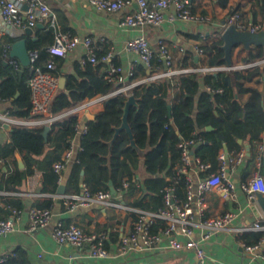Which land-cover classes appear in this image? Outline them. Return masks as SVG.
Returning <instances> with one entry per match:
<instances>
[{
    "label": "trees",
    "instance_id": "16d2710c",
    "mask_svg": "<svg viewBox=\"0 0 264 264\" xmlns=\"http://www.w3.org/2000/svg\"><path fill=\"white\" fill-rule=\"evenodd\" d=\"M218 4L224 7L227 0H218ZM190 9V6H189ZM264 12V0L261 3ZM192 11V9H191ZM64 31V29H62ZM21 37L5 39V43H13ZM54 41V29L38 30V40L28 41L29 49L39 51L38 59L32 66L22 68V76L9 65H4L0 60V99L10 102L12 107L10 113L18 117H28L31 112V89L27 82L36 69L46 71V63L50 59L46 47ZM222 40L219 39L210 44L201 46L204 54V65L208 67L225 64L223 61ZM0 45V50H1ZM261 47H252L244 62L262 57ZM154 59L149 68L150 72L162 69L161 61ZM183 58V66L186 63ZM103 63L95 65H78L74 74L66 75L65 86L57 90L50 105L49 112L60 113L75 105L81 100L92 97L99 93H105L112 89V85L104 78L102 70ZM53 76L58 75L51 72ZM145 69L137 67L135 76H144ZM264 78V67L261 73ZM242 77L238 73H227L225 71L212 72L201 75L198 73H187L177 78H165L156 82H148L137 86L132 94L138 99V107L131 106L128 111L127 121L131 128L136 145L148 148L144 155L143 192L151 197L150 204H143L142 200H136L134 206L147 212H155L162 206L163 188L173 180L175 166L180 162V150L177 144L180 140L200 138V143L193 149L195 157L202 163L210 164V171H215L218 165L216 156L219 149L226 147L229 151H237L242 145L237 139L250 144L247 163L254 162L256 157V144L259 142L260 134L264 132V92L255 84H241ZM220 88V93H211L201 86ZM264 86V81H263ZM176 89L175 101H171L172 90ZM18 92V95L16 93ZM244 95L246 98L243 99ZM126 96L119 95L108 99L103 104V109L98 112L92 121H87V133L81 139V151L77 153V160L73 164L67 188L79 189L80 172L83 170L87 177L83 183L91 190L108 189L111 181L113 188L121 186L124 180H131L137 174L139 157L137 153L128 146L129 139L125 131H120L113 142L110 163L107 164L108 145L114 134V127L121 123L123 106ZM17 108L15 111L14 108ZM75 118H69L51 127L52 135L47 136L45 142L41 133L43 129L12 128L9 142L0 143V172L1 160L11 157L14 160V152L25 154L36 158L43 155L46 145L53 141L54 151H59L45 171L44 183L51 184L48 191L54 194L57 190V175L53 172L51 165L60 159L61 151L68 145L73 135V123ZM210 130H206L207 127ZM51 136V137H50ZM262 170V166H261ZM32 169L26 167L12 172L0 181V190L10 192L17 191L31 175ZM168 178V180H167ZM134 183L130 182L128 190H134ZM175 195L180 200L184 199L183 181L175 185ZM0 202L9 204L6 197L1 196ZM11 208L19 209V205H9ZM41 208H48L45 205ZM4 212V219L9 210ZM137 219V216L134 218ZM158 223L155 224L156 227ZM253 242L258 243L264 238V231L252 233ZM106 247V246H105ZM0 264H28L24 254L20 250L5 255V260Z\"/></svg>",
    "mask_w": 264,
    "mask_h": 264
},
{
    "label": "built area",
    "instance_id": "2783aa9c",
    "mask_svg": "<svg viewBox=\"0 0 264 264\" xmlns=\"http://www.w3.org/2000/svg\"><path fill=\"white\" fill-rule=\"evenodd\" d=\"M89 8L104 12H123L133 5L135 8L120 17L119 26L122 28H131L136 31V35L125 42V48L136 55V62L145 68H150L154 58V52L150 48L145 35L146 26H160L164 21L174 22L175 20L197 21L199 16L192 13L188 8L187 0H85ZM24 8V9H23ZM235 22L239 29L249 28L251 31H259L263 24H254L243 19L240 11L234 10L229 20ZM0 43L5 35L13 34V30H24L25 28H35L38 23H46L47 27L54 29V41L46 47V52L50 59L46 63V71L36 69L27 84L31 89V112L28 117H18L10 113L9 110L0 112V126L9 124L12 128L43 129L44 127H53L69 118H75L73 123V135L68 141V145L63 150L59 160L52 163L51 168L57 175V181L60 182L62 172L72 161L73 157L81 151V139L87 133V118L85 113L94 114L98 108L108 99L132 93V90L141 84L156 82L161 79L180 76L187 73L210 74L217 71L227 73H238L242 77H254L258 82L263 83L262 69L264 67V55L259 58L244 62H233L230 66L223 64L220 66L208 67L205 65L186 66L174 68L172 66L173 58L167 47L159 43L158 60L164 66L142 79L134 78V67H130L126 74L121 66L112 63L113 53L106 52L98 55L101 51V44L105 42L104 38L95 42L92 37L72 35L69 32H63L56 28L55 18L48 5L42 0H0ZM205 40L204 36H201ZM12 44V43H11ZM10 43L2 45L0 50V60L7 62L11 68L18 72L21 70L19 61L9 57ZM81 45L84 50V56L80 59V64L95 65L107 62L108 67L105 73V80L114 84L113 89L105 93H99L92 97H87L75 105L57 114L49 112V105L56 93L57 80L51 75L50 71L55 68L54 57L65 58L69 52ZM197 55L205 58L201 46L196 45ZM28 57L31 66L39 57L37 49H29ZM131 79L129 83H124L125 79ZM211 93H220L222 89L206 87ZM200 138L180 140L177 147L180 150V162L175 166L173 180L163 188L162 206L155 212H138L137 219L132 222L131 228L123 232L117 247L119 254H125L130 251H144L152 249L161 242H166L170 249H192L195 255L196 264H205L206 255L201 247V243L210 239L219 232L227 230L231 223L236 219L238 213L235 211H226L217 215H207L205 193L210 190H217L225 200H233L236 190L245 192L250 202H256V194H264V177L261 173V166L264 157V144H257L255 162L257 170L252 176L238 187L229 179V169L236 168L242 164L246 158V151L239 149L233 152H227L220 149L216 159L218 167L207 176L200 179L194 188L189 175V166L196 162L200 171L210 169L209 163H202L198 158L192 155V149L199 143ZM259 143V142H258ZM131 180H124L118 192H122L129 187ZM183 181L185 196L180 200L175 195V185ZM0 193V197H1ZM66 210L74 211L78 208H84L93 203L107 204L113 194L110 189L91 190L86 184H81L78 192L69 195H60ZM116 208L124 209L120 203H113ZM20 210L12 209V215L9 218L0 220V237L5 236L16 230L14 217L18 216ZM49 208L30 207L28 209V224L26 231L33 232L38 228L46 226L51 219ZM158 223L155 226V224ZM196 229L200 230V237L196 238ZM252 229H264V216L258 219L252 226ZM52 239L58 245L69 244L75 247H87L88 255L93 258H106L109 252L105 247V234H87L74 223L64 224L57 222L51 232ZM182 237L184 241L178 238ZM261 241L246 246L242 244L248 252H253L259 248ZM264 258V255H263ZM5 260V256H0V263Z\"/></svg>",
    "mask_w": 264,
    "mask_h": 264
},
{
    "label": "crops",
    "instance_id": "0c3cea01",
    "mask_svg": "<svg viewBox=\"0 0 264 264\" xmlns=\"http://www.w3.org/2000/svg\"><path fill=\"white\" fill-rule=\"evenodd\" d=\"M46 3L55 18L56 28L69 32L72 35L89 36L95 42L99 43L100 38H104L105 42L101 44V51L98 55L106 52L113 53L112 63L121 66L126 74L127 70L134 67V78L142 79L150 75L149 68H145L136 62V55L125 48V42L136 35V31L131 28H122L119 26L120 17L128 12H131L135 6L125 9L123 12H104L96 11L89 8L85 0H42ZM151 2L153 0H147ZM263 0H227V4L221 7L218 0H192L188 3L190 11L200 17L197 21L175 20L174 22L164 21L160 26H146L144 29L145 38L154 52V59L158 60L159 43H163L170 54L172 55L174 68L183 67V58H186V66L204 65L205 58L197 55L195 46H204L221 39V33L226 25L229 24L230 17L234 10L242 13L243 19L254 24L262 23L264 21V12L261 10V3ZM188 2V1H187ZM24 9V8H23ZM1 23V22H0ZM42 27L33 28L31 37L38 40V30L46 29V23H39ZM201 36L205 37L202 40ZM21 37L25 38L22 30L14 29L13 34L5 35L1 38V47L5 44L4 40L8 38ZM85 50L79 45L74 50L69 52L65 58L54 57L53 61L55 68L50 71L58 73L57 90H62L65 86L66 75L74 74L75 68L80 65V59L84 56ZM246 56V51L241 46H236L232 50L231 58L233 62H241ZM198 59L196 60V58ZM156 60V61H157ZM160 61V60H159ZM4 62V61H3ZM7 63V62H6ZM102 70L104 76L108 67L107 62H102ZM162 64V62H161ZM8 65V64H6ZM142 66L145 69L144 76H135L137 67ZM11 67V66H10ZM164 67V66H163ZM23 67H21L22 70ZM161 70V69H160ZM51 75H53L51 73ZM203 75V74H202ZM173 76L172 78H177ZM242 77V76H241ZM131 79H125L124 83H129ZM163 80V79H161ZM254 77H242L243 84H255ZM160 81V80H159ZM242 83L239 82V85ZM259 90L264 92L263 83L258 82ZM112 89L117 86V83L111 84ZM204 85L200 90L205 89ZM56 94V93H55ZM132 94V93H131ZM176 89L172 90L171 101H175ZM125 96V95H124ZM127 98V97H126ZM246 98L244 95L243 99ZM264 104V102H263ZM12 107L9 101L0 99V112L9 110ZM103 109V105L98 108L96 114ZM89 121V120H87ZM53 132V131H52ZM51 128L48 135H52ZM51 137V136H50ZM10 131L5 130L0 126V143L9 142ZM239 139H237L238 142ZM241 140V139H240ZM47 142V138L46 141ZM53 141L46 145L45 152L36 158H31L25 154H19L23 168L27 166L32 169L31 175L26 177L25 181L17 191L6 192L0 190L1 196L6 197L9 204L1 203V210L8 209L9 214L6 218L11 217L12 209L9 205H19L20 213L14 217L16 230L0 237V256H5L13 251L20 250L28 264H196L194 251L192 249H170L166 242H161L158 246L144 251H130L125 254H119L117 247L120 237L123 232L129 231L135 216L138 212H147L133 204L136 200L141 199L143 204H150L151 197L143 192L142 178L145 175L144 169L137 170L134 178V190L128 188L122 192H118L117 188H110L108 182V189L111 190L113 198L107 203H93L84 208H78L74 211L66 210L63 205L60 195H69L78 192L83 184L86 173L81 170L79 189L76 191L72 187L67 188V182L76 161H72L62 172L61 181L59 185L64 186V193L59 194L56 190L54 194L43 191L51 189V184L44 183V174L48 170L49 164L55 158L59 151H54ZM200 143V142H199ZM197 143L194 148L199 144ZM264 144V132L260 134L259 143ZM241 149L246 151L248 155L250 144L241 142ZM193 148V149H194ZM226 147L221 149L225 150ZM65 149V148H64ZM63 149V150H64ZM194 158H197L193 154ZM220 150V149H219ZM227 152L229 151L226 148ZM17 152V151H15ZM14 152V153H15ZM63 151H61L62 154ZM218 153V152H217ZM61 156V155H60ZM76 155L73 157L75 160ZM199 159V158H198ZM14 160L18 169L15 156ZM15 163L11 157L1 160L0 181L8 176L15 167ZM177 166V165H176ZM218 167V165H217ZM217 169V168H216ZM257 170L256 162L247 163V158L242 164L236 168L229 169L228 176L237 187L241 182L247 181L252 174ZM210 169L203 172L200 171L196 162L189 166V175L192 180L194 188L198 181L210 173ZM168 180V178H167ZM171 182V181H170ZM169 182V183H170ZM58 189V187H57ZM185 196V190H184ZM207 215H217L226 211H235L238 213L236 219L231 223L230 227L218 234L212 236L210 239L203 241L201 247L203 248L206 261L205 264H264V238L260 241L259 248L253 252H248L242 246H252L256 244L253 242L252 229L253 224L261 219L264 215L261 212L256 202H250L245 192L240 189L236 190L235 198L233 200H225L221 193L217 190H210L205 193ZM113 203H120L124 209L116 208ZM48 205L51 211V219L46 226L38 228L33 232H27L28 224V209L32 206L43 207ZM4 217V212L0 211V218ZM4 218V219H6ZM2 220V219H0ZM64 224L74 223L79 226L87 234H105V246L109 252L106 258H93L88 255L87 247H75L69 244L58 245L51 237L52 229L57 222ZM260 231H264L260 230ZM196 238L200 237V230L196 229ZM184 241L182 237L178 238Z\"/></svg>",
    "mask_w": 264,
    "mask_h": 264
},
{
    "label": "water",
    "instance_id": "95a60500",
    "mask_svg": "<svg viewBox=\"0 0 264 264\" xmlns=\"http://www.w3.org/2000/svg\"><path fill=\"white\" fill-rule=\"evenodd\" d=\"M187 1L190 4L192 0H187ZM37 27H42V25L38 23ZM32 32H33L32 28H25L23 30V33L26 37L14 41L11 44V47L9 50V57L17 59L21 65V67H23V68L31 66V62H30V59L28 57V50H29L28 41H31V42L36 41V38L31 37ZM221 40H222L221 49L223 50V53H224L223 61L228 66H230L232 64L231 54H232L233 48L236 46H241L242 49L245 50L246 52H248L252 47H261L263 50V54H264V24L259 31L254 32V31H251L249 28L239 29L236 27L235 22H231L230 24L226 25L223 32L221 33ZM197 59H198V57L196 58V60ZM3 63H4V65L7 64L5 61ZM22 73H23L22 70H19L17 72L19 79L21 78ZM230 74H233V73L231 72ZM16 95H18V92L16 93ZM131 106L138 107V99L135 98V96L133 94H130L127 96V98L124 102V106H123V114L121 117V123L118 127L113 128L114 134H113L111 140L107 142V145H108V154L106 156L107 164L109 165V163H110V156H111V150H112L113 142L115 141V139H116V137L120 131H125L126 134L128 135V139H129L128 146L130 148H132L137 153V155L139 157L138 168H139V170H143V168H144V155L146 154L148 148H144V149L139 148L133 139V134H132L131 128L128 124V121H127L128 111H129V108ZM14 110L16 111L17 108L15 107ZM85 116H86L87 120H89V121H92L95 118L94 114H90L88 112L85 113ZM2 127L7 131L12 130V127L9 124H2ZM210 129H211V127H209V126L206 128V130H210ZM49 131H50V127L46 126L43 128L41 135L45 141H46L47 134ZM238 142L240 143L241 140L239 139ZM225 150H226V148H225ZM14 156H15L18 167L20 169L23 168V162H22V159H21L19 153L15 152ZM261 173L264 177V157H263V161H262ZM109 186L112 189L111 181L109 182ZM57 192L59 194H63L64 193V186L59 185ZM256 203L264 215V194H260V193L256 194Z\"/></svg>",
    "mask_w": 264,
    "mask_h": 264
}]
</instances>
